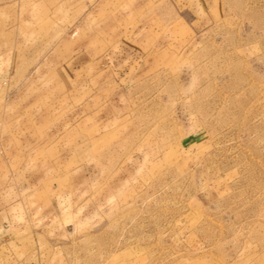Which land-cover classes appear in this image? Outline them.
Wrapping results in <instances>:
<instances>
[{
	"label": "rangeland",
	"instance_id": "1",
	"mask_svg": "<svg viewBox=\"0 0 264 264\" xmlns=\"http://www.w3.org/2000/svg\"><path fill=\"white\" fill-rule=\"evenodd\" d=\"M0 264H264V0H0Z\"/></svg>",
	"mask_w": 264,
	"mask_h": 264
}]
</instances>
